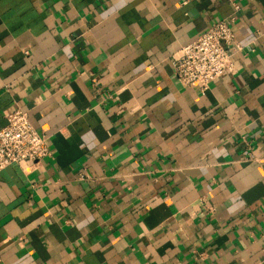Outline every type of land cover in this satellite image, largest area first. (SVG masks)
Segmentation results:
<instances>
[{
	"label": "crops",
	"instance_id": "0c3cea01",
	"mask_svg": "<svg viewBox=\"0 0 264 264\" xmlns=\"http://www.w3.org/2000/svg\"><path fill=\"white\" fill-rule=\"evenodd\" d=\"M233 17L234 68L182 86ZM16 107L51 155L0 172V264H264V0H0Z\"/></svg>",
	"mask_w": 264,
	"mask_h": 264
},
{
	"label": "built area",
	"instance_id": "2783aa9c",
	"mask_svg": "<svg viewBox=\"0 0 264 264\" xmlns=\"http://www.w3.org/2000/svg\"><path fill=\"white\" fill-rule=\"evenodd\" d=\"M225 19L211 23L193 41L171 56L175 75L184 87L206 91L210 83L234 68L233 49H241L233 24ZM111 97V95H109ZM7 123L0 128V172L17 164L24 171L36 168L51 155L48 135L38 130L29 112L16 107L7 114Z\"/></svg>",
	"mask_w": 264,
	"mask_h": 264
}]
</instances>
